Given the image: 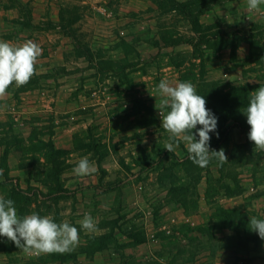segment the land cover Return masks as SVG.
<instances>
[{"label": "rangeland", "instance_id": "rangeland-1", "mask_svg": "<svg viewBox=\"0 0 264 264\" xmlns=\"http://www.w3.org/2000/svg\"><path fill=\"white\" fill-rule=\"evenodd\" d=\"M28 40L42 49L35 73L0 98V195L21 218L69 222L80 241L68 253L32 256L0 237V264H244L254 247L264 251L248 227L249 217L264 219V152L254 151L243 114L264 87V5L0 0V41ZM161 80L210 94V151L224 149L227 162L200 168L183 142L165 150ZM238 125L246 139L231 143ZM85 156L96 172L76 177ZM85 214L96 231L77 223Z\"/></svg>", "mask_w": 264, "mask_h": 264}, {"label": "clouds", "instance_id": "clouds-1", "mask_svg": "<svg viewBox=\"0 0 264 264\" xmlns=\"http://www.w3.org/2000/svg\"><path fill=\"white\" fill-rule=\"evenodd\" d=\"M264 0H247L248 12H259ZM42 49L28 40L22 45L0 41V98L6 95L10 86H25L35 73V64ZM159 96L156 105L161 118V127L168 134L165 144L167 152H173L180 142L188 153V159L200 168H206L212 159L219 165L227 162L224 149L210 151V135L217 129V118L206 108L204 96L197 94L191 82L170 84L161 80L154 89ZM243 114L250 126L248 139L254 144V151L264 152V87H259L250 96V102ZM201 126L193 134V130ZM196 136L199 139H196ZM96 172L94 163L87 156L81 158L72 169L76 177L90 176ZM0 171V175H2ZM80 227L91 233L97 230L90 214L77 221ZM249 230L264 240V219L249 217ZM0 237H5L25 255L40 256L53 253H68L79 245L77 227L69 222H54L50 216L41 217L36 213L18 216L12 199L0 196Z\"/></svg>", "mask_w": 264, "mask_h": 264}, {"label": "crops", "instance_id": "crops-1", "mask_svg": "<svg viewBox=\"0 0 264 264\" xmlns=\"http://www.w3.org/2000/svg\"><path fill=\"white\" fill-rule=\"evenodd\" d=\"M2 12L13 13V10H2ZM229 137H230L231 143H234L235 139H238V142L245 141V139H246L245 134L241 133L238 128L233 127V126H231ZM257 201H259V199H257ZM259 205H260V203H258V202H256L255 204L252 203V208L255 209L256 211H259L261 214H263L262 210L264 208L263 209L260 208ZM16 209L18 210V208H16ZM262 241H264V240H262ZM1 252H2V250H0V254H1ZM103 253L104 252H98V253H96L95 257H93V258H96L97 256L103 257V255L101 256V254H103ZM219 254L222 256L226 255V253H219ZM248 254L249 255L247 256L245 253V258H247V259H244V261H245V262H243L244 264H264V251H259V250L255 249V247H254L253 249H251L250 252H248ZM63 264H66V263L63 262Z\"/></svg>", "mask_w": 264, "mask_h": 264}, {"label": "trees", "instance_id": "trees-1", "mask_svg": "<svg viewBox=\"0 0 264 264\" xmlns=\"http://www.w3.org/2000/svg\"><path fill=\"white\" fill-rule=\"evenodd\" d=\"M202 96H204L205 98L208 99L210 97V94H204ZM209 100L212 102V99H209ZM227 118L233 120L235 122V124H238L237 120L234 117H227ZM227 118H226V120H227ZM236 128H238L241 131V133H243V134H245L247 131L246 130L247 128L243 127L241 125L236 126ZM193 134L195 135V133H193ZM196 139H197V137H196Z\"/></svg>", "mask_w": 264, "mask_h": 264}]
</instances>
